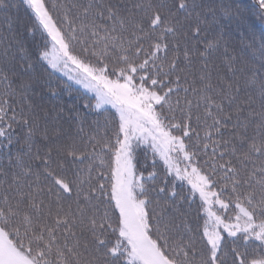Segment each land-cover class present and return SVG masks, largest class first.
Returning a JSON list of instances; mask_svg holds the SVG:
<instances>
[{
    "label": "snow or ice",
    "instance_id": "6c2138e0",
    "mask_svg": "<svg viewBox=\"0 0 264 264\" xmlns=\"http://www.w3.org/2000/svg\"><path fill=\"white\" fill-rule=\"evenodd\" d=\"M249 15L230 0H0V264H264ZM56 73L92 94L82 108L59 102Z\"/></svg>",
    "mask_w": 264,
    "mask_h": 264
},
{
    "label": "trees",
    "instance_id": "16d2710c",
    "mask_svg": "<svg viewBox=\"0 0 264 264\" xmlns=\"http://www.w3.org/2000/svg\"><path fill=\"white\" fill-rule=\"evenodd\" d=\"M230 2L233 4L239 5L246 11L250 12V15H249L250 32L248 36H249V39L254 38L257 41V46H258L259 42L261 41V38L264 37V21H262L260 17L256 14L258 12V9L256 7L257 0H230ZM21 15H23V9H21ZM236 38L239 39V36L237 35ZM51 81H52L53 88H56L58 84L60 85V89H58L61 91L59 102L62 103L63 105L69 106V105L77 104L78 106H81L82 108V105L88 102L87 98L90 95L84 93L79 88H76L71 83L70 84L73 89V92L71 95H69L68 92L66 91H62L63 84L65 82L67 83L69 82L64 77L59 75L58 73H56L53 77H51ZM92 103H94V100L92 101ZM96 119H97V116L95 115L94 112L88 114L89 123ZM100 119H101V124H102L103 122L102 118ZM99 131H100V135H103L104 133L103 127H101ZM87 163L88 162L86 161L85 164L80 165V167L81 168L85 167ZM93 175L95 176V173H93ZM178 190H179V185H178ZM187 190H188V186L185 185L184 186L185 193L187 192Z\"/></svg>",
    "mask_w": 264,
    "mask_h": 264
},
{
    "label": "rangeland",
    "instance_id": "374dc122",
    "mask_svg": "<svg viewBox=\"0 0 264 264\" xmlns=\"http://www.w3.org/2000/svg\"><path fill=\"white\" fill-rule=\"evenodd\" d=\"M59 75H61L62 77H64L63 76V74L62 73H58ZM66 80H67V78L66 77H64ZM69 83H71L73 86H75L76 88H79L80 90H82L84 93H86V94H88V95H92L91 93H88V92H86V90H84L81 86H79V85H76L74 82H70V81H68Z\"/></svg>",
    "mask_w": 264,
    "mask_h": 264
}]
</instances>
